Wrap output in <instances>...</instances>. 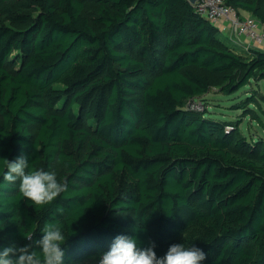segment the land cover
Segmentation results:
<instances>
[{
    "label": "trees",
    "instance_id": "obj_1",
    "mask_svg": "<svg viewBox=\"0 0 264 264\" xmlns=\"http://www.w3.org/2000/svg\"><path fill=\"white\" fill-rule=\"evenodd\" d=\"M3 1L25 26L0 23V249L59 222L65 264L117 235L157 256L183 243L201 264H264V139L188 103L259 85L264 50L225 39L190 0H91L90 15L88 0ZM227 1L264 22L263 0ZM252 90L236 107L264 101ZM21 155L67 190L24 198L3 180Z\"/></svg>",
    "mask_w": 264,
    "mask_h": 264
},
{
    "label": "clouds",
    "instance_id": "obj_2",
    "mask_svg": "<svg viewBox=\"0 0 264 264\" xmlns=\"http://www.w3.org/2000/svg\"><path fill=\"white\" fill-rule=\"evenodd\" d=\"M3 180L15 183L20 179L19 192L34 205L51 204L62 192L67 183L60 182L54 172L43 168L29 169V158L25 155L15 160L4 159ZM42 237L33 240V235L25 237L31 243L0 249V264H65V236L63 225L59 222L45 223ZM155 243L146 248L138 246L134 236L117 235L109 249L101 252L96 264H201L206 253L195 246L185 247L183 243L171 244L163 256H157ZM36 249H39L36 250Z\"/></svg>",
    "mask_w": 264,
    "mask_h": 264
},
{
    "label": "rangeland",
    "instance_id": "obj_3",
    "mask_svg": "<svg viewBox=\"0 0 264 264\" xmlns=\"http://www.w3.org/2000/svg\"><path fill=\"white\" fill-rule=\"evenodd\" d=\"M17 1L20 2L21 0ZM6 4V1L0 0V8ZM262 5L264 8V0ZM96 9L97 5L91 0H88L85 13L90 15L95 12ZM0 23L11 24L15 27L25 26V24H12L10 20L2 14H0ZM222 35L227 39L225 34ZM209 76L214 83H218L216 75L210 74ZM214 87L211 93L202 97L191 98L188 100V103L191 106H195L198 110H209L211 115L217 119L232 121L235 126H238L239 131L249 140L252 138L264 139V101L258 99L256 102L249 101L244 103L242 107H236V105H242V102L248 99V96L253 95L252 89L259 88L264 92V80L260 81L259 85L255 81H252L251 85L244 87L232 96L220 94L216 90L217 85ZM141 91V89H138L139 94H141ZM58 169L59 167L56 166V171ZM100 253L101 252L91 253L75 264H96Z\"/></svg>",
    "mask_w": 264,
    "mask_h": 264
},
{
    "label": "built area",
    "instance_id": "obj_4",
    "mask_svg": "<svg viewBox=\"0 0 264 264\" xmlns=\"http://www.w3.org/2000/svg\"><path fill=\"white\" fill-rule=\"evenodd\" d=\"M192 3L208 20L224 28L228 25L234 26L239 35L245 36L254 45H264V27L261 26V20L255 16L241 15L227 0H195Z\"/></svg>",
    "mask_w": 264,
    "mask_h": 264
},
{
    "label": "crops",
    "instance_id": "obj_5",
    "mask_svg": "<svg viewBox=\"0 0 264 264\" xmlns=\"http://www.w3.org/2000/svg\"><path fill=\"white\" fill-rule=\"evenodd\" d=\"M240 14L243 15V16H246V15H252L249 11L247 10H244V9H240L239 10ZM253 16V15H252ZM226 22V21H225ZM261 26L264 27V22L261 21ZM224 25V24H222ZM220 26V24H219ZM221 32L223 34H225L234 44H236L237 46L239 47H249V46H255V47H258V48H261L264 50V45L262 46H259V45H254L253 43H251V41L246 38L245 36L243 35H239L237 32H236V29L234 26H227V27H223L221 26Z\"/></svg>",
    "mask_w": 264,
    "mask_h": 264
},
{
    "label": "water",
    "instance_id": "obj_6",
    "mask_svg": "<svg viewBox=\"0 0 264 264\" xmlns=\"http://www.w3.org/2000/svg\"><path fill=\"white\" fill-rule=\"evenodd\" d=\"M191 2H194L195 0H190Z\"/></svg>",
    "mask_w": 264,
    "mask_h": 264
}]
</instances>
